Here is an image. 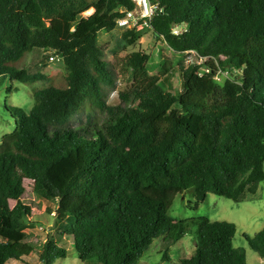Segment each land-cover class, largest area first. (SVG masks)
Segmentation results:
<instances>
[{"label": "trees", "instance_id": "obj_1", "mask_svg": "<svg viewBox=\"0 0 264 264\" xmlns=\"http://www.w3.org/2000/svg\"><path fill=\"white\" fill-rule=\"evenodd\" d=\"M158 1L156 37L180 56L210 58L180 61L175 95L149 80L152 57L133 51L125 61L130 86L108 104L115 78L98 37L118 28L132 0H0V86L8 78L48 81L33 89L29 113L13 107L16 129L0 144V264L33 253L53 264L70 252L55 236L40 244L25 232L26 179L39 198L57 201L55 224L84 264H143L156 240L167 253L186 235L195 252L180 264H247L233 244L235 223L178 220L170 209L182 192L197 207L208 193L240 201L264 181V0ZM122 37L133 46L141 32L124 29ZM34 50L63 60L60 85L16 64ZM218 69L229 73L223 83L214 79ZM169 70L163 65L162 75ZM83 109L85 122L74 126ZM245 238L264 258V229Z\"/></svg>", "mask_w": 264, "mask_h": 264}, {"label": "rangeland", "instance_id": "obj_2", "mask_svg": "<svg viewBox=\"0 0 264 264\" xmlns=\"http://www.w3.org/2000/svg\"><path fill=\"white\" fill-rule=\"evenodd\" d=\"M138 31L141 32V39L138 44L133 46L126 44L123 40V29L121 28H116L110 32L101 31L99 34L98 46L102 49L103 59L108 63V67L115 78V83L107 89L108 104H118L120 92L129 88L130 80L125 61L133 51L137 50L152 57L148 73L151 82H161L166 90L175 95H178L182 90L183 76L178 64L181 60L184 61V56L174 53L165 41L156 37L150 28H143ZM50 55L51 52L34 50L24 60L16 64L25 65L34 74L41 73L51 77L56 85H60L63 82L64 74L63 60H51ZM189 61L196 60L191 57L187 60V62ZM163 65L170 68L169 72L164 75L161 73ZM224 78L223 74L217 73L214 79L218 83H223ZM47 84L48 81L45 79L36 80L34 83L12 81L9 78L2 81L0 86V144L6 135L11 134L16 129L17 119L15 118L16 112L12 110L13 107H20L29 113L34 104L33 89ZM85 115L86 109H83L80 116L74 117L73 125L78 126L84 123ZM93 116L98 125L104 127L105 118L103 114L96 111ZM25 183L28 191L25 201L32 207V216L27 221L25 232L40 244H44L48 236H55L59 245H63L70 251L66 258H60L53 264H84L78 258L72 242L70 240H66L67 244L64 242L65 235L62 233L64 227L55 224L57 201L39 198L31 191L30 181L26 179ZM13 205L14 202H11V206ZM170 215L178 220L203 216L211 220H225L235 223L237 231L233 239L234 246L245 249L247 264H264V258L249 247L245 238V234L254 236L264 229V181L255 194L246 193L240 201L208 193L206 201L197 207L196 200L190 192H182L176 196L170 209ZM194 252L195 241L192 235L184 236L167 253H165V248L160 245V241L156 240L151 250L145 254L142 263L180 264L181 258L189 257ZM24 261L12 259L8 264H42L39 253H33L30 257L24 258ZM91 264L99 263L93 262Z\"/></svg>", "mask_w": 264, "mask_h": 264}, {"label": "built area", "instance_id": "obj_3", "mask_svg": "<svg viewBox=\"0 0 264 264\" xmlns=\"http://www.w3.org/2000/svg\"><path fill=\"white\" fill-rule=\"evenodd\" d=\"M132 2L135 4L134 8L132 10L124 9V15L121 16L118 19V28L121 29H136L140 30L143 28H150L152 26V21L155 15L158 13H161L163 11V7L160 5L158 0H132ZM92 13V10L87 11L85 14L89 15ZM181 31V28L178 26H175L173 28V33H179ZM184 62L187 63V65L191 63H197L202 64L205 61H207L210 57L208 56H201L197 51L195 50H188L184 53ZM191 57H194V60L196 61H189L187 60ZM51 60H60V57H56L51 55ZM184 63V64H185ZM208 69L201 68L199 71L200 75H203L204 72H208ZM217 73H221L225 76V78L229 77V73L227 71H223L221 69H218Z\"/></svg>", "mask_w": 264, "mask_h": 264}]
</instances>
